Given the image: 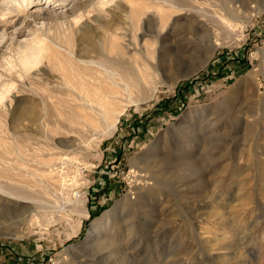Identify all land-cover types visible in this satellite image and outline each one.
Wrapping results in <instances>:
<instances>
[{
    "label": "rangeland",
    "instance_id": "1",
    "mask_svg": "<svg viewBox=\"0 0 264 264\" xmlns=\"http://www.w3.org/2000/svg\"><path fill=\"white\" fill-rule=\"evenodd\" d=\"M96 1L0 21V264H264V0Z\"/></svg>",
    "mask_w": 264,
    "mask_h": 264
},
{
    "label": "bare ground",
    "instance_id": "2",
    "mask_svg": "<svg viewBox=\"0 0 264 264\" xmlns=\"http://www.w3.org/2000/svg\"><path fill=\"white\" fill-rule=\"evenodd\" d=\"M57 1L61 8H65L62 12L64 17L66 14H69L72 11L75 3L78 2V0H0V21L9 24L11 26L10 29H12L11 36H9L10 38L7 45L9 46L17 38L22 37L21 34L20 36H18L21 30L17 31L18 29L15 28L16 23L4 19L7 14H10L13 11H26L30 6L34 5H41V7L38 8L37 11L38 15H41V12L46 10H49V13H52L54 12V10L53 6L51 5L57 3ZM115 1L116 0H97V9H105L107 5H109L110 3H115ZM66 6H68V8H66ZM80 18H82L81 15L72 17L75 22H78ZM223 20L224 19H222V21ZM76 25L77 24H75L74 26ZM31 32H29V35H31ZM5 35L6 34H4L3 32H0V43L2 42V39ZM67 52L73 56V52L71 50L67 49ZM47 58L52 61L51 65L46 61ZM77 61L81 63L85 62L82 58H78ZM56 64L58 67L59 63L53 61V58L48 54L47 47L43 42V39L37 37L36 34H33V36L30 38L18 41L16 47L14 48V53L10 57L5 58L4 62V65H6V69L11 73H18L19 77H25L26 79H29L30 77L35 75L38 79L41 80H43L41 76L45 72L44 65L48 67H51L53 65L54 67H56ZM60 78L62 79V83H68L70 81L66 75H62ZM13 87V82L7 83L0 79V106L4 105L7 101H9V99L11 100L10 92ZM0 190L2 191L1 185ZM2 192H4V190ZM8 194L12 195L11 193ZM15 196L18 199L26 198V196L20 195V193Z\"/></svg>",
    "mask_w": 264,
    "mask_h": 264
}]
</instances>
